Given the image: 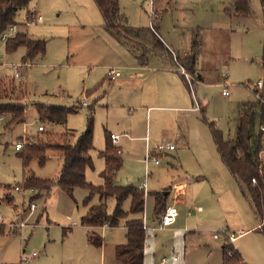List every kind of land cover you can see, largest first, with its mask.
<instances>
[{
    "label": "rangeland",
    "instance_id": "374dc122",
    "mask_svg": "<svg viewBox=\"0 0 264 264\" xmlns=\"http://www.w3.org/2000/svg\"><path fill=\"white\" fill-rule=\"evenodd\" d=\"M230 1L119 0L130 26L147 32L148 44L155 40L153 34L160 37V31L177 53H183L198 37L197 68L204 84L197 79L191 88L179 77L175 82L161 77L165 73L132 68L134 58L107 35L94 0H30L28 8L18 12L17 31L46 42L45 57L19 68V79L15 69L23 65L25 49L7 53L2 35L10 34V28L0 31V102L18 100L27 107L26 125L7 127L8 117L0 123V264H124L117 256V247L126 243L124 223L98 231L102 247L89 243L81 217L100 204V196L77 188L72 198L61 190L57 184L63 167L61 154L49 150L44 165L34 159L25 170L16 151L25 128L28 142L36 143L46 136L45 141L53 144H75L91 121L94 165L87 170V181L94 186L104 183L105 160L100 153L107 147V135H125L120 142L124 165L116 183L139 189L147 183L144 215L151 227L159 225L157 219L166 211L155 217L156 193L166 197L167 207L178 210L179 216L170 227L146 231L142 264H223L222 246L229 234L239 235L240 230L245 233L236 240L235 248L248 264H264V215L260 216L243 196L223 165L204 121L205 117L214 123L226 139L233 138L238 105L252 100L251 89L264 79L261 0H250L252 14L236 19L224 12ZM32 11L43 21L32 23ZM109 68H119L125 76L110 82ZM228 83L235 84L227 88L231 96L225 97L222 92ZM172 90L180 101L157 99ZM196 97L202 104L200 112L192 110ZM38 103L76 111L66 124H46V131L39 134ZM146 137L152 145L158 141L174 143L177 150L159 154L155 158L159 166L147 163ZM151 156L155 157L152 151ZM25 172L51 180L50 193L25 191ZM181 185L184 189L179 191ZM17 187L22 190L17 191ZM31 203L37 209L29 216ZM107 207L113 213L115 198L107 200ZM124 209H130V201ZM25 219L23 229L13 226Z\"/></svg>",
    "mask_w": 264,
    "mask_h": 264
},
{
    "label": "trees",
    "instance_id": "16d2710c",
    "mask_svg": "<svg viewBox=\"0 0 264 264\" xmlns=\"http://www.w3.org/2000/svg\"><path fill=\"white\" fill-rule=\"evenodd\" d=\"M104 19V29L107 35L116 42L122 44L130 51L141 66L149 63L151 58L168 59L174 68H184L190 74H196L197 56L200 51L198 37H194L190 52L184 59L176 58L174 54L162 42L155 37L151 44L147 43V32L144 29L130 26L128 18L123 12L119 0H94ZM30 0H0V31L16 25V16L24 8H28ZM264 12V0H261ZM230 17L245 18L252 14L250 0H232L224 9ZM154 33V32H153ZM20 48L25 49L24 62H34L46 55V42L32 39L27 33L19 32L8 40L6 52L12 54ZM261 65L264 72V44ZM187 87L189 84L183 77ZM264 80V79H263ZM190 88V87H189ZM39 120L53 125L66 124L68 116L75 112V108L65 106L35 104ZM27 107L18 100L0 102V115L9 118L7 127L19 123H26ZM208 124L217 153L230 175L237 182L242 194L255 207L257 213L264 215V162L260 159L262 150V134L260 125L264 123V88L253 93V99L238 105L235 118V135L225 139L223 133L216 128L214 123ZM43 132H41L42 134ZM44 135V134H43ZM30 143L19 151V157L27 170L34 159H38L41 165L47 161L49 150L59 152L63 159V167L57 184L61 190L74 198L77 188L88 189L92 195L100 196V204L90 208L89 212L81 218V225L90 228L88 241L91 245L102 247V236L98 230L104 227L117 228L125 222L127 229L126 243L117 247V256L124 264H142L148 236L143 229V217L146 208V194L144 190L135 186H120L116 183L117 174L124 165L123 157L118 154L111 142V135H107V147L100 153L105 160V169L101 174L104 183L94 186L87 181V170L93 168L92 152L94 151V126L89 122L87 129L79 135L75 144L50 143L45 141ZM255 180V183L253 182ZM53 186L51 180L38 178L27 172L24 178L23 189L25 191L50 193ZM22 188V187H21ZM155 217L167 209L166 197L155 194ZM115 198L116 207L113 213L108 212L107 200ZM91 196L85 200L87 204ZM130 201V209L125 210L124 205ZM264 232V225L262 227ZM223 264H248L241 253L227 238L222 246Z\"/></svg>",
    "mask_w": 264,
    "mask_h": 264
},
{
    "label": "built area",
    "instance_id": "2783aa9c",
    "mask_svg": "<svg viewBox=\"0 0 264 264\" xmlns=\"http://www.w3.org/2000/svg\"><path fill=\"white\" fill-rule=\"evenodd\" d=\"M31 20H32V23H40L43 21L42 19V16L41 15H36V13H34L32 11V16H31ZM17 33H19L17 31V27L16 25L15 26H12L10 28V34H3L2 35V40L5 41L6 43L8 42L9 39H11L14 35H16ZM30 62H24L23 65H20V66H16V71H15V78L16 79H19L21 77V72L18 71L19 68L21 67H29ZM182 72L187 80V82L189 83V86L190 88L193 86L192 85V82H197L196 79L192 76H190L184 69H182ZM122 73L120 70L116 69V68H110L107 72V77L110 81H115L117 78L121 77ZM229 86H226L224 91H223V95L225 97L229 96L230 95V92L228 91ZM264 88V80H259L255 86H253L252 88V92L254 93L255 91H261L262 89ZM83 105L85 106H88V103L87 102H84ZM4 117L0 115V123H2L4 121ZM43 122H41L39 119L37 120V124H39L38 126V131L41 133V132H45L46 131V127H45V123L41 124ZM259 131L260 133L262 134V138H263V141H262V150L260 152V159L264 162V123L262 125H260L259 127ZM24 137H23V141L22 142H19L16 144V150L17 151H21L25 145L27 144H30L32 142H28V132L25 128L24 130ZM120 136L119 135H116V134H112L111 135V141H112V144H113V147L114 148H118L119 147V141H120ZM153 148L156 150V152H172L176 149V146L174 144H171V143H167V142H158V143H155L153 145ZM118 153L121 154V151L118 150ZM149 162H153L154 164L156 165H159L160 164V161L159 160H156L155 158H152L151 156V151L150 149H148V152H147V156H146V162L148 163ZM253 182L255 183V180H253ZM147 188V183H144V185L142 186V189H146ZM17 191H21L22 188L20 187H17L16 188ZM33 190H30L28 192H32ZM37 209V205L34 204V203H31L30 204V207H29V216H32L35 212V210ZM198 211H201L202 209L201 208H198L197 209ZM26 212L24 211L23 213V216L25 217V214ZM179 216V213H178V210L175 208V207H168L164 213V215L161 217V219H157V222H158V226H154V227H151L149 224H148V220L146 219L145 215L143 217V229L147 232H155V231H158V230H163L165 228H168L170 227L171 225H173L176 221V219L178 218ZM26 222V219L19 225H13V226H16V228H20V229H23L25 226H27V224L25 223ZM241 234L239 235H235V233H231L228 235V239L231 243H235L236 240L239 238ZM37 254L34 253L33 254V257H36ZM166 260L164 259L163 262H165Z\"/></svg>",
    "mask_w": 264,
    "mask_h": 264
},
{
    "label": "crops",
    "instance_id": "0c3cea01",
    "mask_svg": "<svg viewBox=\"0 0 264 264\" xmlns=\"http://www.w3.org/2000/svg\"><path fill=\"white\" fill-rule=\"evenodd\" d=\"M232 1V0H231ZM231 1L225 6V8L231 3ZM224 8V9H225ZM124 12V11H123ZM159 12V11H158ZM159 15H160V13H159ZM227 15V14H226ZM227 16H229V15H227ZM230 17V16H229ZM230 18H239V17H230ZM160 30V27H158V31ZM159 38L162 40V42L164 43V45L170 50V51H172V53L174 54V57H175V60H176V62H177V65H179V61H177V59L176 58H179V59H184L186 56H187V54L190 52V50H191V47H192V42H191V46H190V48H188V50H185L183 53H177L176 52V50L174 49V47H172L162 36H161V33H160V31H159ZM193 41V40H192ZM118 43V42H117ZM5 49H6V47H5ZM128 51V50H127ZM200 52V51H199ZM128 53L134 58V61H133V63L135 64L132 68H135V69H141L142 71H147V72H152V73H165V74H161V75H165V76H161V77H169V78H171L172 80H174L175 82H177L178 80H176L175 79V77H179L180 79H181V81H183V83L185 84V82H184V79H183V77H185L184 76V74H183V72H182V69H184V68H174L172 65H171V63L169 62V60L168 59H161V58H151L150 59V61H149V63L147 64V65H145V66H141L139 63H138V60L136 59V57L134 56V54H132L130 51H128ZM198 55H199V53H198ZM197 66H198V56H197V64H196V74H195V76H194V78L197 80L198 79V83L199 84H201V85H203L204 84V78H203V76L202 75H200L199 74V72H198V68H197ZM110 69V68H109ZM108 69V70H109ZM116 69H118V70H120L121 71V73H122V75H121V77H119V78H117L115 81H112V82H116L117 80H119V79H121V78H123L124 76H125V73L121 70V69H119V68H116ZM185 70V69H184ZM187 72V71H186ZM264 73V72H263ZM190 74V73H189ZM198 74V77L196 76ZM228 77H229V75H228V73H226V79H228ZM110 81V80H109ZM111 82V81H110ZM233 84H235V83H228L226 86H229V87H231V86H233ZM186 85V84H185ZM224 89H225V87H224ZM252 90V89H251ZM224 91V90H223ZM253 93V92H252ZM222 95H223V92H222ZM224 96V95H223ZM231 96V94L229 95V97ZM141 97H143V95L141 96ZM157 99H162V100H167V101H180V98L178 97V94L175 92V91H168V92H164L163 94H161V96H159L158 95V98ZM249 101V100H248ZM244 102H246V101H244ZM194 104H195V106H194V108L192 109L193 111H195V112H200V111H202V104H201V102H200V100L196 97L195 98V102H194ZM88 106H89V104H88ZM47 123H45V125H46ZM25 125H26V123H25ZM26 130H27V128H26ZM27 132H28V137H29V131L27 130ZM38 133L39 134H41L39 131H38ZM112 134H114V133H111L110 135H112ZM121 138H120V141H119V147L117 148V151L118 150H120L121 151V156H122V147H121V144H120V142H121V140H122V138H125L126 136L125 135H119ZM225 138V137H224ZM226 139V138H225ZM227 140V139H226ZM145 141H146V156H147V152H148V149H150V151H152L153 152V154L155 155V157L154 158H156V159H158V155L159 154H161V153H171V152H156V150L153 148V145L155 144H153L152 145V141L150 140V138L149 137H146L145 138ZM112 142V141H111ZM159 142V141H158ZM161 142V141H160ZM162 142H165V141H162ZM170 143V142H169ZM172 144V143H171ZM174 144V143H173ZM152 148V149H151ZM177 150V147H176V149L174 150V151H176ZM17 151V150H16ZM174 151H172V152H174ZM145 160H146V158H145ZM152 164H154L153 162H152ZM161 164V163H160ZM159 164V165H160ZM154 165H156V164H154ZM159 165H156V166H159ZM26 173L27 172H25V175H24V178H25V176H26ZM117 180V179H116ZM144 185V184H143ZM142 185V186H143ZM142 186H141V189H142ZM179 191H182L183 189H184V186L183 185H181L179 188ZM142 190H144V189H142ZM156 194H159V193H156ZM170 194V191L169 192H167V194H166V196L167 195H169ZM167 201V200H166ZM184 202V201H183ZM167 204V203H166ZM155 207V206H154ZM168 208V207H167ZM89 210L90 209H88V211H87V213L89 212ZM87 213H85V215L87 214ZM84 215V216H85ZM83 217V216H82ZM81 217V218H82ZM123 223H124V228L126 229V227H125V222L123 221ZM82 226V225H81ZM259 226H262V223L261 224H259ZM84 227V226H83ZM85 229H87V232H88V234H87V237H88V235H89V233H90V231H91V229L90 228H87V227H84ZM101 230H103V229H99L98 231H101ZM126 231H127V229H126ZM239 232H241V235L239 236V237H241L245 232H243V230H240ZM148 241V240H147ZM239 251V250H238ZM242 255V254H241ZM243 257V256H242ZM244 259V258H243ZM245 261V260H244ZM246 262V261H245ZM247 263V262H246Z\"/></svg>",
    "mask_w": 264,
    "mask_h": 264
}]
</instances>
